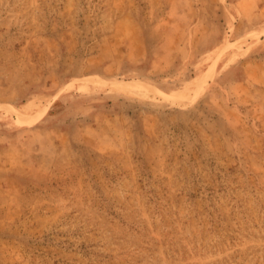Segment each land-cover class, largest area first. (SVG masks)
Instances as JSON below:
<instances>
[{"label":"rangeland","instance_id":"rangeland-1","mask_svg":"<svg viewBox=\"0 0 264 264\" xmlns=\"http://www.w3.org/2000/svg\"><path fill=\"white\" fill-rule=\"evenodd\" d=\"M0 264H264V0H0Z\"/></svg>","mask_w":264,"mask_h":264},{"label":"bare ground","instance_id":"bare-ground-1","mask_svg":"<svg viewBox=\"0 0 264 264\" xmlns=\"http://www.w3.org/2000/svg\"><path fill=\"white\" fill-rule=\"evenodd\" d=\"M216 67H217V63H214V65H212L207 72L205 73L204 77L201 79V81L198 83L197 89H196V94H201L204 93L208 84L210 83V81L213 79L214 75H215V71H216ZM20 120L25 124H30V121L25 120V118H23V116H20Z\"/></svg>","mask_w":264,"mask_h":264}]
</instances>
